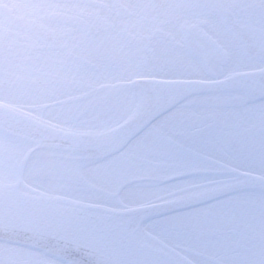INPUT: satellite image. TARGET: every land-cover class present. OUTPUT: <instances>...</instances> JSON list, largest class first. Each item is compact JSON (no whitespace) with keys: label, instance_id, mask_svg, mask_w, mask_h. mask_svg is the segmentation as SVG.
<instances>
[{"label":"flooded vegetation","instance_id":"af4514ba","mask_svg":"<svg viewBox=\"0 0 264 264\" xmlns=\"http://www.w3.org/2000/svg\"><path fill=\"white\" fill-rule=\"evenodd\" d=\"M206 2L237 5L241 15L236 28L221 27L203 15L177 23L170 10L156 17L149 31L134 32L132 43L114 47L106 61L87 65L76 87L24 96L0 85V108L51 130L98 136L119 127L142 107L148 97L141 87L156 82L212 84L264 74V0H98L96 6L123 12L130 7L149 11L157 5ZM258 96L244 90L190 96L152 122L120 152L103 160L82 161L48 153L69 167H83L89 182L101 183L100 189L86 185L87 196L106 194L97 204L58 200L175 264L196 260L199 264H264V237L252 229L254 220H264V193L245 190L186 210L159 208L252 179L264 181L253 174L248 159L237 163L233 157L253 140L264 145V111ZM248 100L257 103L248 106ZM4 119L0 118V136L28 144L27 150L39 139L41 134L29 126L18 127ZM256 123L260 128L252 131ZM236 127L241 136H228ZM193 133L213 147L190 151L183 138ZM28 159L43 156L37 152ZM260 168L264 169V162ZM118 183L119 188L110 193L109 187ZM124 185L128 189L125 203L120 198ZM194 187L202 190L185 191ZM253 206L260 209L256 216ZM47 261L60 264L37 252L0 243V264Z\"/></svg>","mask_w":264,"mask_h":264},{"label":"water","instance_id":"95a60500","mask_svg":"<svg viewBox=\"0 0 264 264\" xmlns=\"http://www.w3.org/2000/svg\"><path fill=\"white\" fill-rule=\"evenodd\" d=\"M140 89H144L148 97L142 107L119 127L98 136L51 130L3 108H0V118H5L4 121L13 122L18 127L29 126L41 134L23 155L21 164L34 151L39 152L44 159L60 160L47 156L51 153L74 156L82 161H97L120 152L153 121L190 96L244 90L264 98V74L238 76L212 84L156 82L151 87ZM1 137L16 145L21 143L15 138ZM45 146H48L47 150ZM14 184L0 185L2 244L37 252L60 264H175L136 245L130 239L118 236L89 216L82 215L76 208L23 194L22 192L31 193L27 183L23 185L24 191L21 188L22 192ZM245 190L264 193V181L252 179L212 194L159 208L170 212L186 210Z\"/></svg>","mask_w":264,"mask_h":264},{"label":"clouds","instance_id":"9594fccd","mask_svg":"<svg viewBox=\"0 0 264 264\" xmlns=\"http://www.w3.org/2000/svg\"><path fill=\"white\" fill-rule=\"evenodd\" d=\"M97 3L98 0H0V85L6 84L24 96L76 87L87 65L106 61L114 47L132 43L136 39L134 32L149 31L153 20L170 10L177 23L203 15L221 27L233 29L241 15L237 5L227 2L157 5L149 11L130 7L123 12L103 10ZM220 66H224L223 62ZM245 103L251 106L257 101ZM258 103L264 111V98ZM183 140L190 151L213 147L195 133ZM27 149L28 144L23 142L16 146L21 154ZM37 179L44 181L47 177L37 176L35 163L24 161L16 171L14 187L21 189ZM91 195L104 198L106 194Z\"/></svg>","mask_w":264,"mask_h":264},{"label":"rangeland","instance_id":"374dc122","mask_svg":"<svg viewBox=\"0 0 264 264\" xmlns=\"http://www.w3.org/2000/svg\"><path fill=\"white\" fill-rule=\"evenodd\" d=\"M48 120L47 118H45ZM256 121V120H254ZM255 127V128H254ZM253 130L260 128V123L253 125ZM244 128H240V131ZM75 131H78L77 129ZM81 131V130H80ZM238 134V135H237ZM240 137L238 127L236 130L231 131L230 137L234 136ZM16 144L6 140L0 136V184H10L16 179V171L19 167L20 160L25 153L21 154L16 150ZM242 153L235 152L233 157L238 163L239 160H249L252 163L253 174H257L264 178V169L260 168L261 162H264V145L256 144L253 140L252 144L244 145ZM247 148V150H246ZM242 156V157H241ZM36 165V175L46 176L47 180H32L27 182L28 189L37 195H43L45 198L59 199L70 203H75L79 205L85 204H97L99 203V198H93L90 195L87 196L86 185H90L100 189L99 185L95 182H89L87 170L83 167L78 169L69 167L65 162L60 163H49L48 161H43V159L34 160ZM238 167V166H237ZM239 168V167H238ZM240 169V168H239ZM243 170V169H240ZM103 180V179H102ZM103 182V181H102ZM121 183L111 185L109 187L110 193L115 192ZM125 190L121 193L120 198L124 201L128 200V195L126 196V191H128L126 185H124ZM260 209L253 206V216H256V212ZM259 223V224H258ZM254 234H259L264 237V220L258 219L254 220L252 227ZM193 264H199L196 260Z\"/></svg>","mask_w":264,"mask_h":264},{"label":"bare ground","instance_id":"6f19581e","mask_svg":"<svg viewBox=\"0 0 264 264\" xmlns=\"http://www.w3.org/2000/svg\"><path fill=\"white\" fill-rule=\"evenodd\" d=\"M114 129H115V128H114ZM114 129H112V130H114ZM112 130H110V131H112ZM110 131H108V132H110ZM106 133H107V132H106ZM27 151H28V150H26L25 153H26ZM35 152H36V151H34V152H32V153H35ZM25 153H24V154H25ZM32 153H31V154H32ZM24 154H23V155H24ZM31 154H30V155H31ZM30 155H29V156H30ZM28 158H29V157H28ZM22 159H23V156H22V158H21V160H20L19 166L21 165ZM28 160H29V159H27L26 161H28ZM43 161H48L49 163H52V164H53V162H55V163L64 162V161H60V160H52V159H44V158H43ZM32 162H34V161H32ZM14 183H15V181H14L13 183H10V184H3V185H12V184H14ZM39 198H40V197H39ZM41 199H43V198H41Z\"/></svg>","mask_w":264,"mask_h":264}]
</instances>
